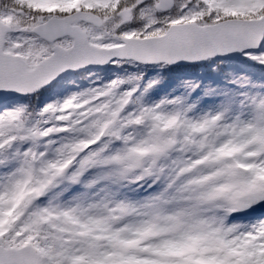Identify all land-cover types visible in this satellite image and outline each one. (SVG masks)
Here are the masks:
<instances>
[{
    "label": "snow or ice",
    "instance_id": "obj_1",
    "mask_svg": "<svg viewBox=\"0 0 264 264\" xmlns=\"http://www.w3.org/2000/svg\"><path fill=\"white\" fill-rule=\"evenodd\" d=\"M0 264H264V0H0Z\"/></svg>",
    "mask_w": 264,
    "mask_h": 264
}]
</instances>
